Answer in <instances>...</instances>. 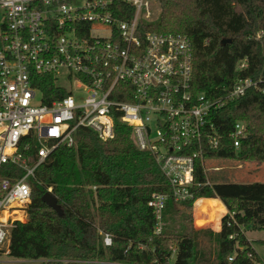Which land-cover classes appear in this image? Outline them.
<instances>
[{"label": "trees", "instance_id": "1", "mask_svg": "<svg viewBox=\"0 0 264 264\" xmlns=\"http://www.w3.org/2000/svg\"><path fill=\"white\" fill-rule=\"evenodd\" d=\"M154 1L159 13L150 27L183 32L191 41L195 93L214 98L224 94L237 78L264 79V0ZM222 39L230 42L222 44ZM245 56L247 66L237 69ZM44 81L45 102L69 94L56 84L54 76H45ZM261 89L263 82L212 112L219 142L215 148L205 144L203 158L264 161ZM238 119L247 122L248 134L235 148L229 134ZM75 137L74 145L57 146L36 167L26 218L16 220L9 229L10 258L46 264L261 262L244 228L264 230V182L208 183L202 162L196 159L190 188L193 197L176 203L169 196L156 234L148 201L156 192L171 194V188L151 153L133 142L130 126L117 122L114 137L105 141L88 128H78ZM26 156L33 164L34 150L26 151ZM2 174L18 177L22 170L6 164ZM47 191L55 197L61 213L42 201ZM212 198L220 199L227 208L221 219L225 208ZM192 210L198 226L212 228L214 220L217 230L220 223L213 248L201 247L194 239ZM102 233L110 234V245H104Z\"/></svg>", "mask_w": 264, "mask_h": 264}, {"label": "built area", "instance_id": "2", "mask_svg": "<svg viewBox=\"0 0 264 264\" xmlns=\"http://www.w3.org/2000/svg\"><path fill=\"white\" fill-rule=\"evenodd\" d=\"M0 12V256H8L10 227L26 218L36 167L57 146L74 145L78 128L105 141L117 122L130 126L137 148L151 153L170 185L171 194L156 192L148 201L159 233L167 198L193 197L195 161H203L205 144L218 145L212 112L264 83L240 77L218 97L195 93L191 41L183 32L150 27L151 0H0ZM246 66L245 56L237 69ZM62 72L70 88L60 81ZM49 75L69 94L45 102ZM73 85L83 98L75 99ZM247 134V122L236 120L232 146ZM6 164L22 174H2ZM102 235L110 245V234Z\"/></svg>", "mask_w": 264, "mask_h": 264}, {"label": "rangeland", "instance_id": "3", "mask_svg": "<svg viewBox=\"0 0 264 264\" xmlns=\"http://www.w3.org/2000/svg\"><path fill=\"white\" fill-rule=\"evenodd\" d=\"M159 13V6L156 1L151 0V14L149 16L151 23L157 18ZM1 20V12H0ZM60 81L67 88H70V84L63 80L65 73H61ZM73 94L75 99L78 97L83 98L85 93L77 91L75 85L72 86ZM78 93V95H77ZM36 98L39 95L36 94ZM202 165L206 173L207 182H264V161H259L257 159H247L240 160L238 158H225V157H206L203 158ZM199 199V198H198ZM197 200V199H196ZM194 204V203H193ZM218 207L220 203L218 201ZM225 206V205H224ZM227 208L225 207L226 211ZM193 216V235L197 243L203 246L214 247V238L218 231L214 230L213 224L214 220H211L212 228L209 225L198 226L195 224L194 214ZM244 234L246 235L248 241L250 242L252 248L260 256L261 262L257 264H264V230L263 229H253L250 227L244 228ZM0 259L8 260L9 256H0ZM46 261H39L34 264H46Z\"/></svg>", "mask_w": 264, "mask_h": 264}, {"label": "water", "instance_id": "4", "mask_svg": "<svg viewBox=\"0 0 264 264\" xmlns=\"http://www.w3.org/2000/svg\"><path fill=\"white\" fill-rule=\"evenodd\" d=\"M225 42H230V39H222L221 40L222 44L225 43ZM41 199L47 205L51 206L55 210L59 211V213H61V210H60L59 206L56 203L55 197L49 191L43 193V195L41 196Z\"/></svg>", "mask_w": 264, "mask_h": 264}, {"label": "crops", "instance_id": "5", "mask_svg": "<svg viewBox=\"0 0 264 264\" xmlns=\"http://www.w3.org/2000/svg\"><path fill=\"white\" fill-rule=\"evenodd\" d=\"M202 198H204V197H202ZM202 198H199V199H202ZM212 199H217V200H219L220 202H222L220 199H218V198H212ZM198 200V199H197ZM223 205V204H222ZM193 207H194V204H193ZM220 207H222L221 205H220ZM225 210V209H224ZM227 211V210H226ZM226 211H224L221 215H220V219H221V216L226 212ZM220 230V223H219V227H218V229L216 230V231H219Z\"/></svg>", "mask_w": 264, "mask_h": 264}, {"label": "bare ground", "instance_id": "6", "mask_svg": "<svg viewBox=\"0 0 264 264\" xmlns=\"http://www.w3.org/2000/svg\"><path fill=\"white\" fill-rule=\"evenodd\" d=\"M219 203L221 204V206H222L223 208H225V206H224V205H222V202H220V201H219Z\"/></svg>", "mask_w": 264, "mask_h": 264}]
</instances>
